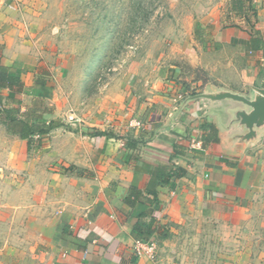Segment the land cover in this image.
I'll list each match as a JSON object with an SVG mask.
<instances>
[{
  "label": "crops",
  "instance_id": "obj_1",
  "mask_svg": "<svg viewBox=\"0 0 264 264\" xmlns=\"http://www.w3.org/2000/svg\"><path fill=\"white\" fill-rule=\"evenodd\" d=\"M33 1L0 0V66L19 82L0 85V159H18L22 168L29 151L51 136L52 153L67 162L64 173L85 184L90 204L62 230L53 264H264V135L234 152L225 148L207 102H190L173 116L184 85H201L196 72L208 77L202 90L264 94V0H250L255 14L248 21L237 16L238 23L225 25L219 13H205L168 61L161 92L126 101L121 93L113 108L91 109L89 116L96 115L67 146L55 137L65 127L59 98L32 50L41 13ZM254 29L261 48L251 47ZM14 113L32 126L37 116L62 125L29 141L7 121ZM209 122L216 139L204 128ZM193 139L201 149L190 147ZM137 238L164 245L157 244L153 259L136 256Z\"/></svg>",
  "mask_w": 264,
  "mask_h": 264
},
{
  "label": "rangeland",
  "instance_id": "obj_2",
  "mask_svg": "<svg viewBox=\"0 0 264 264\" xmlns=\"http://www.w3.org/2000/svg\"><path fill=\"white\" fill-rule=\"evenodd\" d=\"M31 7L41 9L32 50L60 101L61 146L74 144L75 131L86 129L95 112L119 104L111 103L118 94L126 101L161 92L168 61L205 13H219L225 25L240 21L228 13L229 0H35ZM196 75L206 83L205 72ZM47 137L22 168L18 159H0V264H53L62 230L90 204L85 184L64 173L67 162Z\"/></svg>",
  "mask_w": 264,
  "mask_h": 264
},
{
  "label": "water",
  "instance_id": "obj_3",
  "mask_svg": "<svg viewBox=\"0 0 264 264\" xmlns=\"http://www.w3.org/2000/svg\"><path fill=\"white\" fill-rule=\"evenodd\" d=\"M196 100L207 102L208 115L214 118L217 132L221 133L226 149L240 152L264 135V94L257 89H249L245 95L208 86L183 98L173 116Z\"/></svg>",
  "mask_w": 264,
  "mask_h": 264
},
{
  "label": "trees",
  "instance_id": "obj_4",
  "mask_svg": "<svg viewBox=\"0 0 264 264\" xmlns=\"http://www.w3.org/2000/svg\"><path fill=\"white\" fill-rule=\"evenodd\" d=\"M228 10H229L228 12H231L235 16L245 17L247 21L250 20V18H252L255 14L254 9L251 7L250 0H229ZM257 33H258L257 29H254V34H253L254 36L251 38V47L253 49L261 48L263 46L261 43V39ZM14 77L15 76L9 75L5 67L0 66V85L7 83L8 87L13 88L14 83H17L16 86L19 87V82L17 81V78H14ZM204 84H205V80H202L200 88H202ZM183 89L185 90L189 89V85H184ZM192 94H194V92ZM11 111L13 110L9 109L10 113ZM6 119L7 121L13 124H16L18 126L17 134L21 139H27L29 141L31 140L32 135L45 134L49 132L51 129L62 125V123L58 121H52V120L46 123L45 120L40 119V117L37 116L36 119H37L38 124L36 126L35 125L32 126L25 119H20L15 113L12 116H7ZM204 128H208L210 131H212L215 135V139L217 138L215 126L213 123L209 122L208 124L204 126ZM94 134L100 135V134H107V133L102 132V131H96L94 132ZM127 202H128V199H127Z\"/></svg>",
  "mask_w": 264,
  "mask_h": 264
},
{
  "label": "built area",
  "instance_id": "obj_5",
  "mask_svg": "<svg viewBox=\"0 0 264 264\" xmlns=\"http://www.w3.org/2000/svg\"><path fill=\"white\" fill-rule=\"evenodd\" d=\"M194 93H198L200 91H202V88H200V85L191 87L190 89H182L181 91H179L175 97L176 102L181 101L183 98H185L187 95ZM69 120H77L74 114H70L68 116ZM191 148H197V149H201L202 148V142L200 140H195L193 139L191 141L190 144ZM156 243L153 240H149V239H140L137 238L134 240L133 244H132V250L133 253L136 256H146L148 258H154L155 254H156Z\"/></svg>",
  "mask_w": 264,
  "mask_h": 264
}]
</instances>
